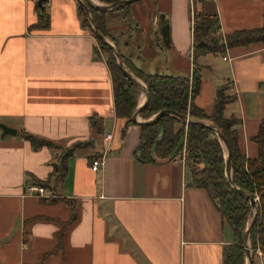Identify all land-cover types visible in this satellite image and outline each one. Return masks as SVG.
<instances>
[{
	"label": "crops",
	"instance_id": "crops-1",
	"mask_svg": "<svg viewBox=\"0 0 264 264\" xmlns=\"http://www.w3.org/2000/svg\"><path fill=\"white\" fill-rule=\"evenodd\" d=\"M145 2L144 12L133 5L132 25L118 13L107 18L121 54L148 75L186 78L197 67L195 105L207 114L226 87L234 101L225 118L240 121L239 146L257 158L251 139L264 119V44L195 58L193 15L216 17L226 38L263 28L264 0ZM38 5L0 0V125L17 131L4 136L0 128V264H225L236 237L209 192L193 185L183 161L143 163L141 126L123 135L108 56L84 26L78 1L47 0L46 30L37 28ZM93 116L105 121L103 137L91 127ZM24 133L64 148L94 144L69 159L55 192L39 197L28 188L50 179L58 153L34 149ZM96 155L105 158L99 172L92 170ZM48 199L75 202L78 221L68 225L71 208Z\"/></svg>",
	"mask_w": 264,
	"mask_h": 264
},
{
	"label": "trees",
	"instance_id": "trees-1",
	"mask_svg": "<svg viewBox=\"0 0 264 264\" xmlns=\"http://www.w3.org/2000/svg\"><path fill=\"white\" fill-rule=\"evenodd\" d=\"M97 1L103 4H114L123 0ZM38 9L40 15L37 28L46 30L49 27V17L44 7L42 9L38 5ZM132 9L133 4L125 5L109 12L93 10V16L99 30L117 47L116 39L108 31L107 18L109 15L118 13L129 25H132L134 19ZM80 14L84 19V26L92 31L90 23L81 8ZM217 25L218 20L216 17H208L204 14L195 15V58L202 55L222 53L227 47L233 48L252 43L264 44V27L251 31H238L224 40L218 35ZM98 42L101 50L109 57L108 64L113 79L115 112L117 118L125 122L124 135L129 126L135 125L132 122V116L138 107L137 100L142 92L122 73L112 50L99 39ZM122 58L130 72L138 79H142L149 90V104L140 114L143 120H149L161 111L169 110L179 115H188L196 121H208L221 130L231 146L235 185L259 198V217L252 229L250 242L254 248L260 244L264 250V119L261 122L259 133L251 139L258 147V156L255 159H249L239 146L237 127L240 125V121L236 118L227 119L224 115L226 106L234 101L233 97L226 95V87H221L218 90L213 111L211 114H207L195 105V99L200 92L202 81L197 67L193 75L186 78L158 74L148 75L136 69L123 55ZM90 122L91 127L96 130L97 134L103 137L105 135L104 119L99 116H93ZM177 124L188 129L185 163L192 172L193 185L209 192L223 218L229 222L234 230L236 242L225 251V264H246L244 235L248 227L246 224L248 223L249 215L252 216L251 203L238 195L228 185L225 174V150L218 136L212 130L200 125H185L176 117L165 116L154 125L141 126L142 143L139 148V159L147 164L163 163L176 159L179 151L184 146V133L181 130L176 131L174 129ZM23 136L36 150L49 148L58 153L57 161L53 163V173L50 179L46 182H35L36 185L52 192H55L56 188L65 180L69 169V159L78 150L94 144V141H90L64 148L28 133H24ZM98 156L91 157V162L93 163L96 159L101 158ZM45 202L66 204L72 211V217L68 225H73L78 221L77 205L72 200L48 199ZM239 236L241 240H239Z\"/></svg>",
	"mask_w": 264,
	"mask_h": 264
},
{
	"label": "water",
	"instance_id": "water-1",
	"mask_svg": "<svg viewBox=\"0 0 264 264\" xmlns=\"http://www.w3.org/2000/svg\"><path fill=\"white\" fill-rule=\"evenodd\" d=\"M47 0H39V6L43 9L44 3ZM79 7L83 10L85 13L90 26L92 28V31L94 35L103 43L105 44L109 49L112 50L118 66L122 73L133 83L135 84L142 92L144 96V101L138 105L137 109L133 113L132 116V122L136 125L139 126H150L156 124L160 119H162L165 116H173L181 120L185 125H200L204 128L212 130L219 138L224 150H225V159H226V179L228 185L240 196L243 198L247 199L251 203L252 207V216L250 218V222L248 224L246 233L244 235V245H245V250H246V264H254L253 256L251 253L250 249V235L252 232L253 227L255 226L257 219L259 217V205H258V200L256 196L252 193H249L248 191L242 190L239 187H237L234 183V178H233V170H232V150L231 146L228 142V140L225 138V136L222 134L221 130L214 124L208 122V121H196L193 120L190 116L188 115H179L178 113L174 111H169V110H164L158 113L157 115L153 116L149 120H143L140 117L141 112L148 106L149 101H150V93L149 90L147 89L146 85L138 79L136 76H134L133 73H131L126 65L125 62L122 58V55L118 49V47L108 38L106 37L98 28L97 23L95 21V18L93 16V10L97 11H103V12H109L113 11L115 9H118L119 7L125 6V5H130L136 2H139L141 0H123L119 1L114 4H103L100 2H97L95 0H77ZM162 35L164 42L166 46L170 45V37H169V29H164L162 30ZM0 128L3 130V135H16L17 131L14 129H11L7 127L4 124L0 125Z\"/></svg>",
	"mask_w": 264,
	"mask_h": 264
},
{
	"label": "rangeland",
	"instance_id": "rangeland-1",
	"mask_svg": "<svg viewBox=\"0 0 264 264\" xmlns=\"http://www.w3.org/2000/svg\"><path fill=\"white\" fill-rule=\"evenodd\" d=\"M146 0H143V2H136V3H133V5L137 8H139L141 10V12L145 11L146 10V6L145 5H149V2H145ZM145 2V3H144ZM99 49L101 50V46L99 44ZM109 58V57H108ZM127 69L130 71V69L128 68V66H126ZM143 83H145L142 79H140ZM144 101V96L142 93H140L139 97H138V100H137V106L139 104H141L142 102ZM142 119V118H141ZM174 129L176 131H179L181 130L183 133H184V146L183 148L179 151L177 157H176V160L178 161H183L185 162V159H186V138H187V133H188V129L187 127H183L182 125L180 124H177ZM258 202H259V198L256 197ZM250 218L251 216L249 215V218H248V223L246 224V226H248L249 222H250ZM239 240L240 239V236H239ZM250 249H251V253H252V256H253V260H254V264H264V250L262 249L261 245L258 244L256 248H254L250 242Z\"/></svg>",
	"mask_w": 264,
	"mask_h": 264
},
{
	"label": "built area",
	"instance_id": "built-area-1",
	"mask_svg": "<svg viewBox=\"0 0 264 264\" xmlns=\"http://www.w3.org/2000/svg\"><path fill=\"white\" fill-rule=\"evenodd\" d=\"M194 23H195V18H194V15H193V29H194ZM218 35H220V34L218 33ZM222 38H224V37H222ZM224 40H225V38H224ZM224 60H227V58H224ZM105 140L106 141H111L112 140V136L108 135L105 138ZM104 165H105V158L102 157V158L96 159L92 163V170L94 172H99ZM28 190H29L30 194H33V195H36V196H39V197L45 195V193H46V189L41 187V186H38V185H32V186H30L28 188Z\"/></svg>",
	"mask_w": 264,
	"mask_h": 264
}]
</instances>
